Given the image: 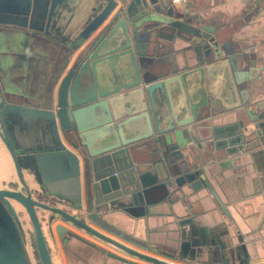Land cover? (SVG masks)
I'll list each match as a JSON object with an SVG mask.
<instances>
[{
  "label": "water",
  "instance_id": "obj_1",
  "mask_svg": "<svg viewBox=\"0 0 264 264\" xmlns=\"http://www.w3.org/2000/svg\"><path fill=\"white\" fill-rule=\"evenodd\" d=\"M75 1L0 0V28L52 35ZM91 3L96 14L67 47L77 50L107 22L77 54L50 108L0 98V142L13 165V188L0 190L8 213L0 264L26 262L23 246L5 236V229L22 235L11 202L29 219L41 264L52 261L37 209L47 214L50 239L62 243L93 246L82 233L123 253L134 252L122 243L163 258H149L155 264L201 259L226 226H203L189 195L211 174L264 152V114L251 111L255 55L222 44L220 29L178 10L175 0ZM155 216L172 227L167 243L148 240L145 226ZM55 221L66 226L53 228ZM234 239L227 253L246 264V247Z\"/></svg>",
  "mask_w": 264,
  "mask_h": 264
},
{
  "label": "crops",
  "instance_id": "obj_2",
  "mask_svg": "<svg viewBox=\"0 0 264 264\" xmlns=\"http://www.w3.org/2000/svg\"><path fill=\"white\" fill-rule=\"evenodd\" d=\"M91 1L76 0L74 3H70L62 21L59 22L60 26L55 27L57 30L52 27L50 33L54 36H57V33L61 36L63 35L64 42L67 44L73 43L78 33L88 25L96 14V11L93 12L91 9ZM175 1L177 9L187 11L189 17H202L206 25L220 29L223 34L222 44L229 45L233 51L248 50L255 55V77H257L255 83L257 88L251 96L254 103L251 106V111L252 114H256L254 116L264 114V108L261 111L257 108V104L264 106V0H257L252 3H244L241 0ZM106 22L100 25L94 34L77 50L73 51L64 70L57 78L51 101H55L59 85L72 68L79 51L103 28ZM11 31L0 33V36H11L13 34ZM44 36L54 43L57 40L51 35ZM62 46L63 49L67 48L66 45ZM0 49V53L4 55L3 75L7 81L8 89L10 88L11 91L9 94H14V90H17L18 75L21 73L25 77L23 81L25 88H29V84L27 85L29 81L25 72V70L28 71V65H21V46L16 36L9 37L5 42L3 41ZM61 143L68 150L74 152L62 137ZM0 147V190H6L13 188L8 185V179L10 173L13 172V167L11 166L12 164L9 165L11 159L1 142ZM260 150H264V147ZM230 169L232 170L230 173L218 171L211 174L208 178V186L202 185L198 191H193L194 193H191L187 199L190 203L191 211L200 216L203 226H211L215 222L225 224L226 227L220 225L219 244L216 242L212 248L207 250V254L201 256V259H182L175 263L166 260L169 264H239L235 256L231 257L227 253L229 247L233 248V246H236L234 236H240L242 244L246 247L248 257L246 264H264V152H256L248 161L242 162L237 168L230 167ZM80 181L82 199H84L81 161ZM14 188V190H22L20 187L18 189ZM208 189L215 194L217 200L221 202V206L218 205ZM126 221L130 225L133 223L131 220ZM58 224L63 223L55 221L53 228ZM168 224L165 218L150 217L149 222L145 226V233L148 235L149 242H169L172 227H169ZM130 231V235H135L133 230L130 229ZM140 233L144 237L141 229ZM79 234L91 241L95 246H90L80 241L62 243L54 235V238L50 239V246L48 247L52 264H155L149 261V258L163 261V258L159 256L124 243L122 244L134 252L133 254L123 253L89 235ZM100 250L112 252L123 258L124 261L109 258ZM211 250L213 251L211 252Z\"/></svg>",
  "mask_w": 264,
  "mask_h": 264
},
{
  "label": "rangeland",
  "instance_id": "obj_3",
  "mask_svg": "<svg viewBox=\"0 0 264 264\" xmlns=\"http://www.w3.org/2000/svg\"><path fill=\"white\" fill-rule=\"evenodd\" d=\"M8 31L11 30L0 28V33H6ZM11 32L13 33L11 36H0V47H2L3 41L5 42L9 37L16 36L21 46V65H28V71L25 70V72L28 77L29 83H27V85L29 84V88H25L23 82L25 77H23V73H21L18 75L19 81L17 90H14V94H9L11 91L10 88L8 89L7 81L3 75L4 55L0 53V89L2 95L5 97L6 102H13L16 100L24 106L35 108V106L32 105L34 101L39 107H43L44 101L47 103L46 108H50L55 83L59 74L64 70L68 60L72 56L73 50L67 47V43L64 42L62 38L63 35L61 36L58 33L56 34L57 36L51 35L57 39L54 43L38 32L26 31L21 28H15ZM62 45H66L67 48L63 49ZM10 164H12L11 161H9V165ZM11 166L13 167V165ZM11 204L16 208V212L18 213L20 225L22 226V235L18 236L13 231L5 229V236H9L10 240L14 238L13 240L23 246L25 264H41L36 249L34 231L29 219L20 207H17L12 202ZM7 215V211L0 207V224L2 226L8 227ZM37 215L40 220L47 247H49L50 236L48 226L45 222L47 214L43 210L37 209ZM12 234H15V236Z\"/></svg>",
  "mask_w": 264,
  "mask_h": 264
},
{
  "label": "built area",
  "instance_id": "obj_4",
  "mask_svg": "<svg viewBox=\"0 0 264 264\" xmlns=\"http://www.w3.org/2000/svg\"><path fill=\"white\" fill-rule=\"evenodd\" d=\"M241 1L244 2V3H252V2H255L257 0H241Z\"/></svg>",
  "mask_w": 264,
  "mask_h": 264
},
{
  "label": "flooded vegetation",
  "instance_id": "obj_5",
  "mask_svg": "<svg viewBox=\"0 0 264 264\" xmlns=\"http://www.w3.org/2000/svg\"><path fill=\"white\" fill-rule=\"evenodd\" d=\"M1 95H2V93H1ZM1 95H0V98H2V97L4 98V96L3 95L1 96Z\"/></svg>",
  "mask_w": 264,
  "mask_h": 264
}]
</instances>
